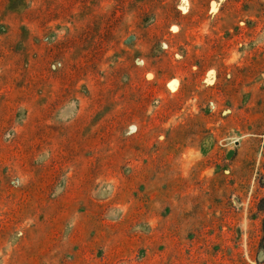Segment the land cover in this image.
Listing matches in <instances>:
<instances>
[{
  "label": "rangeland",
  "instance_id": "1",
  "mask_svg": "<svg viewBox=\"0 0 264 264\" xmlns=\"http://www.w3.org/2000/svg\"><path fill=\"white\" fill-rule=\"evenodd\" d=\"M0 264H264V0H0Z\"/></svg>",
  "mask_w": 264,
  "mask_h": 264
},
{
  "label": "water",
  "instance_id": "2",
  "mask_svg": "<svg viewBox=\"0 0 264 264\" xmlns=\"http://www.w3.org/2000/svg\"><path fill=\"white\" fill-rule=\"evenodd\" d=\"M234 144H235V146H236V145H237V142H235ZM232 155H233V152H232V151H229V152L227 153V157H228V158H230Z\"/></svg>",
  "mask_w": 264,
  "mask_h": 264
}]
</instances>
